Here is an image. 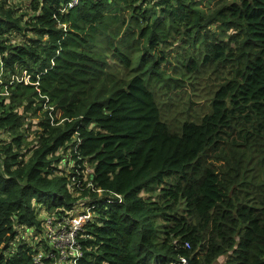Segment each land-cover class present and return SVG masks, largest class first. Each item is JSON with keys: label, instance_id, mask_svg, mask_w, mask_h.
<instances>
[{"label": "trees", "instance_id": "1", "mask_svg": "<svg viewBox=\"0 0 264 264\" xmlns=\"http://www.w3.org/2000/svg\"><path fill=\"white\" fill-rule=\"evenodd\" d=\"M23 1L0 0V264L86 209L78 264H264V0ZM208 83L173 131L162 96Z\"/></svg>", "mask_w": 264, "mask_h": 264}, {"label": "built area", "instance_id": "2", "mask_svg": "<svg viewBox=\"0 0 264 264\" xmlns=\"http://www.w3.org/2000/svg\"><path fill=\"white\" fill-rule=\"evenodd\" d=\"M81 2L82 0H66L59 11L66 13L77 7ZM63 27L66 28V25H63ZM18 80L28 84L30 75L24 72ZM90 218V209L78 211L73 215L55 214L48 216L43 223L45 247L35 251L33 255L34 262L36 264H78L83 257L81 243L84 238L83 227ZM185 245L188 247L189 243H185ZM181 262L183 264L189 263L185 258Z\"/></svg>", "mask_w": 264, "mask_h": 264}, {"label": "rangeland", "instance_id": "3", "mask_svg": "<svg viewBox=\"0 0 264 264\" xmlns=\"http://www.w3.org/2000/svg\"><path fill=\"white\" fill-rule=\"evenodd\" d=\"M219 1L220 0H204L200 6L204 10L205 13H208L216 6V4ZM23 2H25V0ZM213 89H214V86H212L210 83H208L204 88L196 89L194 92L192 89H190L187 92L178 93L177 95H175L177 105H175L171 109V111H170L171 113L164 106V105H169L170 101L168 99L164 98V96H162L161 108H162V113L165 115L163 120L166 122V124H168L170 126V128L173 131H178V132L180 131V125L176 126L173 123H178L179 121L182 123L185 120H190V121L195 122V123H200L202 117L206 113H209L211 110L209 107V104H210V101L212 98V92L211 91ZM29 121H31V120L29 119ZM37 122H38V119H34L32 121V126L30 128L28 127V125H26V128H27L26 132H28V135L30 136L31 139L33 137H35V133L39 129V126L36 124ZM0 134H2V135H0V139H6V136H7L6 134L4 135L3 132H1ZM31 139L28 138V142L30 143V147L32 146V143H33L30 141ZM253 151H254L255 155L263 156L259 142L254 143ZM244 166H246V164ZM250 173L251 174H248V175L250 177L256 176L257 181L263 180L262 173L260 171H258L257 169L251 171ZM80 203H82L81 200H80ZM50 215H55V213H53V212L47 213L46 211H42L41 212V216H42L41 218H43V222ZM22 231H24V230H22ZM25 233H27V232H25ZM29 235H30V233L28 232L27 235H23V236L28 237ZM39 239H40V237H39ZM20 240H21V238L17 239L13 243V249H17V246H18ZM29 240H30V238H29ZM226 261H227L226 257H221L217 260V262L215 264H224Z\"/></svg>", "mask_w": 264, "mask_h": 264}]
</instances>
